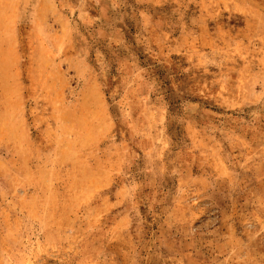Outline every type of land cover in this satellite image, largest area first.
I'll return each instance as SVG.
<instances>
[{"label":"rangeland","instance_id":"obj_1","mask_svg":"<svg viewBox=\"0 0 264 264\" xmlns=\"http://www.w3.org/2000/svg\"><path fill=\"white\" fill-rule=\"evenodd\" d=\"M0 264H264V0H0Z\"/></svg>","mask_w":264,"mask_h":264}]
</instances>
